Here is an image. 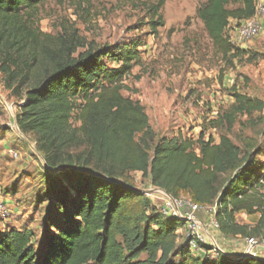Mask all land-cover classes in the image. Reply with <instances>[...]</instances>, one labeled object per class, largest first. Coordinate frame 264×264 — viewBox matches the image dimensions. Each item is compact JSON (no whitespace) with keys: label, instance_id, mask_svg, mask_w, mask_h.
<instances>
[{"label":"trees","instance_id":"trees-1","mask_svg":"<svg viewBox=\"0 0 264 264\" xmlns=\"http://www.w3.org/2000/svg\"><path fill=\"white\" fill-rule=\"evenodd\" d=\"M45 1L0 0V75L7 90L23 95L16 125L33 136L47 173L39 251L32 230L8 228L0 233V264H264L260 255L209 257L213 248L201 243L203 257L196 256L187 238L179 242L185 222L164 216L130 178L139 173L173 199L185 193L194 204L214 207L225 237L264 242L261 147L249 139L242 150L227 136L205 139L203 132L194 141L158 136L144 108L121 94L123 78L141 63L138 44L112 50L90 43L79 52L85 43L77 30H40ZM161 6L162 0L149 9L154 36L163 26ZM255 6V0H205L195 14L225 57L234 51L226 29L252 18ZM104 59L115 66H103ZM231 97L214 126L229 131L237 116L264 109L263 101L234 88ZM237 214L258 219L242 224Z\"/></svg>","mask_w":264,"mask_h":264},{"label":"rangeland","instance_id":"rangeland-1","mask_svg":"<svg viewBox=\"0 0 264 264\" xmlns=\"http://www.w3.org/2000/svg\"><path fill=\"white\" fill-rule=\"evenodd\" d=\"M160 1L46 0L39 8L38 25L42 32L52 35L77 30L85 43L79 52L90 43L112 50L137 43L141 63L123 78L121 94L144 108L149 125L158 136L181 135L182 139L194 141L201 132L205 139L211 136L217 140L224 135L242 150L251 139L261 147L258 160L264 165V109L249 118L237 116L229 131L213 124L233 103V88L264 102V19L258 36L233 45L234 51L223 57L214 49L195 14L205 0H162L159 13L163 26L157 28L158 34L154 36L149 9ZM255 2L258 5L264 0ZM236 26L230 23L224 33L229 42ZM102 64L108 68L115 66L110 59H104ZM22 104L23 95L14 96L7 90L0 75V203L6 211L4 215L0 212V233L8 228L32 230L33 246L39 251L47 208V173L33 136L24 135L17 128L16 116ZM130 178L135 187L146 193L155 189L139 173ZM179 198L188 199L185 193ZM160 204L155 200L156 206ZM213 215L214 209L208 207L202 216L211 222ZM236 218L242 224L254 226L257 216L237 214ZM178 234L180 243L187 238L185 225ZM245 239L212 242L207 238L205 244L236 259L246 248ZM214 254L210 252L209 257ZM195 255L203 257V252Z\"/></svg>","mask_w":264,"mask_h":264},{"label":"built area","instance_id":"built-area-1","mask_svg":"<svg viewBox=\"0 0 264 264\" xmlns=\"http://www.w3.org/2000/svg\"><path fill=\"white\" fill-rule=\"evenodd\" d=\"M264 19V3L255 6V15L240 23L238 27L234 29L233 35L231 36L230 43L238 46L253 40L262 31L261 20ZM259 186L264 189V174L259 179ZM150 200L155 204V200L161 201L159 207L162 214L166 217L175 216L182 219L185 222V229L187 232V240L189 243L190 251L193 254L203 252L198 246L199 243L205 244L208 238L206 228L202 221L198 218V214H205L208 212V207L200 206L192 203L188 199L178 198L173 199L168 196L165 192L154 189L147 194ZM214 209V207H210ZM0 212L4 215L6 213L4 206L0 203ZM187 222V224H186ZM210 227L218 230V225L213 219L210 223ZM253 238H246V248L242 254L245 256H256L261 253L263 248L262 244ZM217 248L214 247V253H217Z\"/></svg>","mask_w":264,"mask_h":264},{"label":"crops","instance_id":"crops-1","mask_svg":"<svg viewBox=\"0 0 264 264\" xmlns=\"http://www.w3.org/2000/svg\"><path fill=\"white\" fill-rule=\"evenodd\" d=\"M264 3V2H263ZM262 22V21H261ZM203 214H198V218L202 221L203 225L206 228V232L208 234V238L212 241L215 242V240H222V241H226L228 239V237L223 236L222 234H220V232L218 230H215L213 227H210V223L208 222V219L202 216ZM257 216L258 219V215H254V217ZM251 217V216H248ZM214 218L212 217V220ZM256 219V221H257ZM211 221V220H210ZM217 236V237H216ZM229 242V241H228ZM218 245V244H217ZM261 257L264 258V252H262L261 254H259ZM235 257V256H234ZM237 258V257H236Z\"/></svg>","mask_w":264,"mask_h":264},{"label":"water","instance_id":"water-1","mask_svg":"<svg viewBox=\"0 0 264 264\" xmlns=\"http://www.w3.org/2000/svg\"><path fill=\"white\" fill-rule=\"evenodd\" d=\"M144 194H148V193L144 192ZM259 243H261L262 246H263V248L261 249V252H264V242L263 241H260ZM242 258H243V256H240V257H238L236 259H242Z\"/></svg>","mask_w":264,"mask_h":264}]
</instances>
